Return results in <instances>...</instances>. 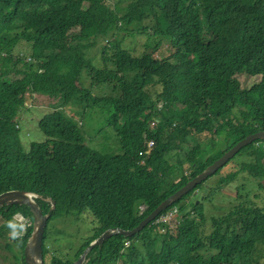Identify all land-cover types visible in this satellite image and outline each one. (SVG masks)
<instances>
[{
  "label": "trees",
  "instance_id": "1",
  "mask_svg": "<svg viewBox=\"0 0 264 264\" xmlns=\"http://www.w3.org/2000/svg\"><path fill=\"white\" fill-rule=\"evenodd\" d=\"M106 1L0 0V194L35 196L47 216L43 264H72L104 231L132 230L239 141L264 131V0H114L112 8ZM162 42L172 52L156 58ZM237 76L257 81L245 86ZM26 95L55 105L36 123L45 140L24 151L18 123ZM96 112L104 117L97 147L82 130L83 116ZM228 164L233 170L222 174ZM240 173L264 192V140L241 148L138 233L93 247L84 264L251 260L264 246L258 195L250 202L238 192L245 200L218 216L204 211ZM173 209L172 227L156 222ZM69 217L89 225L59 251L49 225ZM32 221L25 205L0 208V247L17 264H25Z\"/></svg>",
  "mask_w": 264,
  "mask_h": 264
},
{
  "label": "rangeland",
  "instance_id": "2",
  "mask_svg": "<svg viewBox=\"0 0 264 264\" xmlns=\"http://www.w3.org/2000/svg\"><path fill=\"white\" fill-rule=\"evenodd\" d=\"M114 0H107L106 5L109 8H112ZM127 43H131L129 39H126ZM23 48V46H20ZM172 50L168 47L165 42L160 44L158 51L155 54L156 58L167 57L170 55ZM25 63H29L28 59L24 58V61L18 65V68L24 67ZM94 64L99 66V58L95 56ZM237 80L240 81L242 85L249 86L257 79H246L244 76H237ZM51 103V104H50ZM54 102L51 100H46V98H40L38 96L26 95L25 97V107L26 110L23 111L19 117L18 126L21 130V143L24 151H27L29 145L33 142H43L45 137L37 128V121L45 113L54 108ZM69 107V106H68ZM71 107V106H70ZM72 109L77 110L78 108L72 105ZM66 112L72 116L73 112L66 108ZM77 120H80V117H76ZM104 126V117L101 114L88 113L83 116L82 119V130L86 140V144L97 147L96 141L98 139V131ZM93 139V142L91 140ZM234 167L232 164L224 166L221 170L222 174L228 173L233 170ZM213 179V180H212ZM215 179L210 178L209 184L212 183ZM245 196V199L248 198L251 200V196L258 195L255 198H252L254 205L259 208H264V192L258 191L256 188V181L253 180L250 176L245 173H240L234 182L223 186L219 189L213 196V200L210 202L204 203V211L207 216L215 215L218 216L224 211L229 209L234 204H240L245 199L236 200L235 197L238 194ZM201 194L200 190L194 192L190 198L195 201L198 200L199 195ZM248 204V203H245ZM143 210V207L138 208L139 213ZM14 220L18 223H26L24 219L19 214L15 215ZM85 218V217H83ZM176 217L174 220H171L169 223L170 227L173 226ZM88 218L83 220L76 221L73 217L67 219H58L49 225V236L53 241L54 239H59L58 244L53 243V248L57 250L66 251L69 244H76L80 234L87 230L89 225ZM0 245H4V242L0 240ZM16 250V248H15ZM12 254L7 252V250L0 247V264H17ZM19 263V262H18ZM244 264H264V246L258 245L254 254L252 255L251 260H244Z\"/></svg>",
  "mask_w": 264,
  "mask_h": 264
},
{
  "label": "water",
  "instance_id": "3",
  "mask_svg": "<svg viewBox=\"0 0 264 264\" xmlns=\"http://www.w3.org/2000/svg\"><path fill=\"white\" fill-rule=\"evenodd\" d=\"M257 140H264V131H258L254 134L246 136L243 140L239 141L236 145H234L231 149L225 152L219 159L214 161L211 165H209L202 173L189 180L182 188L176 191L171 196L167 197L164 201H162L153 211H151L143 220L139 222V224L130 231H123L120 229H108L104 231L97 239L92 241L82 252V254L75 260L72 264H84L87 259V254L91 251V249L95 246H98L105 242L107 239L114 235H122L125 237H130L133 234L138 233L152 222L159 213L165 210L170 204L178 200L184 194L192 190L195 186L201 184L206 178L211 176L217 169L222 167L230 158H232L241 148L251 144ZM206 189H204V192ZM32 194L25 193L22 191H7L0 194V208L3 206H12V205H25L29 208L30 213L32 214V232L30 237L28 238L24 250V262L25 264H43L42 259V235L46 226L47 216L43 215L31 198ZM53 206V202H51Z\"/></svg>",
  "mask_w": 264,
  "mask_h": 264
},
{
  "label": "built area",
  "instance_id": "4",
  "mask_svg": "<svg viewBox=\"0 0 264 264\" xmlns=\"http://www.w3.org/2000/svg\"><path fill=\"white\" fill-rule=\"evenodd\" d=\"M150 146H151V143H148V147H150ZM174 217H176V210L175 209L167 212L164 216H160L156 222L169 223L171 220H174Z\"/></svg>",
  "mask_w": 264,
  "mask_h": 264
},
{
  "label": "bare ground",
  "instance_id": "5",
  "mask_svg": "<svg viewBox=\"0 0 264 264\" xmlns=\"http://www.w3.org/2000/svg\"><path fill=\"white\" fill-rule=\"evenodd\" d=\"M1 194H2V193H1ZM31 196H32V197H31L32 199H33V197H35L34 195H31ZM20 216H21V215H20ZM20 224H21V223H20ZM17 236H18V235H17ZM17 236H16V237H17ZM77 259H78V258H77Z\"/></svg>",
  "mask_w": 264,
  "mask_h": 264
}]
</instances>
